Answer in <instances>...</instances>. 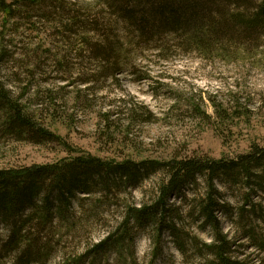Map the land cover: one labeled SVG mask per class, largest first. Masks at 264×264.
Segmentation results:
<instances>
[{
    "label": "rangeland",
    "instance_id": "rangeland-1",
    "mask_svg": "<svg viewBox=\"0 0 264 264\" xmlns=\"http://www.w3.org/2000/svg\"><path fill=\"white\" fill-rule=\"evenodd\" d=\"M3 1L13 11L0 5V83L53 138L33 142L8 134L0 112V169L81 155L137 163L233 158L253 144L264 147V34L248 46L215 45L202 54L187 50L173 34L166 35L167 43H159V36L143 40L136 27L121 21L111 0ZM164 176L163 169L135 181L111 174L90 192L78 189L74 214L56 222L54 250L47 260L29 264H91L93 258L95 264H149L157 232L153 215L139 224L133 218V243L92 247L121 226L129 210H153ZM232 183H218L230 205L218 216L233 241L232 257L264 264V246L258 245L264 221L248 209L251 222L243 225L242 188ZM205 184L199 177L169 199L179 208L178 232L165 229L154 264H209L213 255L203 243H211L214 232L198 212ZM250 226L258 244L244 236ZM6 233L1 223L0 234Z\"/></svg>",
    "mask_w": 264,
    "mask_h": 264
},
{
    "label": "trees",
    "instance_id": "trees-1",
    "mask_svg": "<svg viewBox=\"0 0 264 264\" xmlns=\"http://www.w3.org/2000/svg\"><path fill=\"white\" fill-rule=\"evenodd\" d=\"M252 1L111 0L109 2L117 10L121 21L136 27L143 40L149 42L159 36V43H167L166 35L173 34L181 40L187 50L210 54L215 45L226 49L229 45L237 46L239 43L248 46L252 38L264 34V0H259L258 3ZM1 4L4 9L13 11V5H7L3 0H0ZM251 4L255 9L250 8ZM231 6L234 9H231ZM220 44L222 45L219 46ZM195 106L196 110H200L198 104ZM0 112L4 118V132L8 134H14L18 138L28 136V140L33 142L53 138L49 130L35 123L19 100L12 98L10 91L2 83H0ZM199 112L201 113L202 110ZM218 112L221 118L227 117ZM205 113L206 111H203L204 115ZM162 169L165 176L158 186L153 202L154 209L129 210L121 226L115 231H110L104 239L97 242L92 247V251L102 250L107 248L108 244L121 243L126 239L130 241L129 244L133 243L134 236L130 235L133 218L139 224L153 215L157 232L149 264H154L161 254L160 246L165 229L170 226V231L178 232L174 218L176 215L179 216V208L173 209L169 199L181 192L185 185L193 184L202 177L206 187L201 200L198 201V212L205 226H211L214 232L213 241L203 243L204 249L213 255L209 264H248L232 257L233 241L224 232L222 221L218 216L219 211H223V208L228 210L230 205L225 201L218 183L233 182V185L242 188L239 216L244 226L251 222L249 215L245 214L248 209L264 221V147L258 144H253L247 153L233 158L216 159L209 155L173 156L167 160L146 158L137 163L129 159L117 162L92 155H81L51 164L2 168L0 169V224L5 226L7 233L0 234V264H29L33 261L47 260L55 248L53 230L56 222L59 220L64 222L74 214L71 209L72 200L78 189L90 192L99 182L105 185L107 177L111 174H119L121 177L125 176L135 181L141 179L143 175ZM96 177L99 179H95ZM256 196L259 197L257 200ZM133 211L135 213L131 218ZM254 230V226L244 229V236L252 242L255 238ZM258 245L264 246V239L263 244ZM90 262L95 264L94 258Z\"/></svg>",
    "mask_w": 264,
    "mask_h": 264
}]
</instances>
